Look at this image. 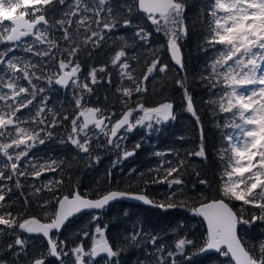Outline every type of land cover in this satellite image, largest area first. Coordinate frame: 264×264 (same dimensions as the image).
I'll return each mask as SVG.
<instances>
[{
    "label": "trees",
    "instance_id": "16d2710c",
    "mask_svg": "<svg viewBox=\"0 0 264 264\" xmlns=\"http://www.w3.org/2000/svg\"><path fill=\"white\" fill-rule=\"evenodd\" d=\"M83 2L93 7L92 0ZM211 3L212 0H184L183 18L187 35L177 41L183 68L172 63L167 48L168 37L163 31H157L156 26L141 13L134 11L129 16L125 5L132 4V0H109L105 9L111 7L113 15L117 16L121 23L111 31H104V39L99 47L94 48L91 45L82 47L75 58L80 64L79 82H87L92 91L89 93L72 85L71 82L68 87L62 88L54 82L48 84L46 79L33 78L37 88L42 87L45 91L38 92L33 104L22 109L17 115L21 120L29 121L22 124L23 127L37 131L45 128L44 132H40L45 142L36 143L35 147L29 150L28 156L19 161L18 171L25 172L26 175L12 174L11 162L0 154V171L4 172L5 176H12L11 179H0V190L5 195V200L0 202L5 205L4 208H0V214L11 212L18 223L33 216L48 222L56 209L57 199L77 191L88 198H97L109 191L141 193L154 204L185 205L162 209L116 201L99 212L79 214L59 233L52 234L58 245L61 241L64 242L61 247L63 251L69 253L67 256H61L63 264H74L71 249L76 246L83 244L85 250L90 249L92 239L97 235L95 232L97 226L104 230L113 249L121 250L119 256L113 258L114 261L118 260L119 264H158L160 255L164 256V264H171L173 258L168 257L167 252L176 251L175 243L180 238L192 240L194 243L185 247L183 255L175 256L176 264H229V261L219 253L199 252L207 233L203 221L191 210L201 203L221 198L219 188L227 179L223 173L226 169L230 170L227 157L221 160L218 155L221 148L227 147L224 134L230 129L224 125L229 114L219 113L218 105L208 103L210 99H216L215 94L219 89H211L209 81L202 79L210 75V64L218 54L216 49L221 47L217 45L216 49H213L208 47L205 41V38L211 35L209 31V25L212 23ZM84 14L92 16L91 12ZM60 15L61 12L56 10L50 12L46 18L54 16L55 19H59ZM107 15L106 10L101 13V17ZM125 18L131 19L129 26L123 25L122 20ZM92 26L96 27L95 24ZM140 28L149 34L144 40L135 34ZM70 31H74V28ZM48 32V38L55 39L60 45L59 48L51 49L48 56L34 54L49 51V47L47 43L35 42L32 36L23 37L18 42H0V52L11 48L12 51L3 57L5 61L13 59L21 67L23 63L30 62L36 66L29 69L31 72H35L37 76H51L58 72L59 60L67 58L64 49L69 45L62 39V32L58 30V26L56 29H48ZM83 35L86 33L81 29L80 38ZM26 47H32L33 52H26L24 50ZM121 50L125 51L126 56L114 66L112 59ZM154 60L159 61L157 69L148 74V79L142 85L147 91L134 92L130 100L124 97L122 89L134 88L135 85L126 75H122V71H130L139 82L147 74V68ZM125 61L130 65L128 70L119 67V63ZM161 65H167L165 72L158 70ZM101 67L105 70L97 71L98 82L92 84L89 73L93 68ZM11 75L6 63L0 64V76L7 78ZM178 80L185 82L192 97L196 116L187 111L184 89L176 83ZM19 84L29 86L23 79L19 80ZM80 96H83V106L99 108L103 116L111 117L110 120H105L109 126L105 129L108 133L110 125L121 118L128 108H135L137 104L152 108L161 103H171L175 119H169L160 125L153 121L152 128H148L146 122L143 126L137 125L131 131L124 132L119 137L120 140H114L112 144L108 143L109 135L106 136L100 129L91 127L88 129V135L91 137L89 152L85 153L69 140L71 120L79 111L75 106V99ZM40 107L45 108L41 117L45 124H32L31 119ZM53 113L58 114L56 116L58 123L55 127H48L53 119ZM141 114L143 115L140 111L134 112L131 120ZM64 116H68V119H62ZM201 129L206 160L189 155L199 150ZM48 132L51 133L50 137L47 135ZM0 142L8 140L0 137ZM125 152L134 154L124 158ZM181 160L184 161L183 167L167 179L179 178L183 183L169 187L165 180L166 170L177 166ZM52 161H56V164L51 165L54 171L41 170L40 176L32 175L34 171L40 170V165H50ZM5 164H8V167H5ZM201 179L207 180L208 184H200ZM58 181L61 183L57 184ZM48 188L53 190L49 191ZM170 196L171 200L168 199ZM46 201L47 205L41 207ZM226 202L238 215L241 214L242 202ZM244 208L243 215L246 219H250L254 211L259 214V210L251 206ZM0 229H4L0 232V261L4 264H28L41 255L45 258V264H61V260L48 254V246L43 238L27 236L18 228L6 229L0 225ZM136 232H139L140 236L136 242H132L130 237ZM84 233H88V236L86 237ZM239 234L244 238L246 247L251 249L255 245L258 249L259 243L264 240V223L257 221L250 227L241 225ZM17 235L26 242L23 251L19 246L14 250L7 248ZM152 236L158 237L155 245L150 242ZM160 245L165 246L162 254L157 252ZM92 264H106V260L102 257Z\"/></svg>",
    "mask_w": 264,
    "mask_h": 264
},
{
    "label": "snow or ice",
    "instance_id": "6c2138e0",
    "mask_svg": "<svg viewBox=\"0 0 264 264\" xmlns=\"http://www.w3.org/2000/svg\"><path fill=\"white\" fill-rule=\"evenodd\" d=\"M108 2L109 0H92L93 7H89L83 0H71V2L69 0H0V42H18L23 37L32 36L35 42L47 43L49 47V51L35 52L34 54L48 56L51 49L60 47L55 39L48 38V29H56L58 26V30L62 32V39L69 45L64 49L67 58L59 60L58 72L51 76H37L35 72L29 70L36 67L30 62H21L23 63V67H21L13 59L5 61L3 57L7 55V52L12 51L11 48L0 52V64L6 63L7 69L12 73L7 78L0 76V102H3L0 104V137L8 140V142H0V154L11 162L12 174L26 175L25 172L18 171L19 161L28 156L29 150L35 147L36 143L43 144L45 142V138L40 136V132H44L45 128H40L37 131L23 127L21 125L27 124L29 121L21 120L17 115L22 109L33 104L38 92L45 91L42 87L37 88L33 78L36 80L46 79L48 84L51 85L54 82L62 87H68L71 82L72 85L80 87L82 90L89 93L92 91L87 82H79L80 64L75 58L82 47L89 45L94 48L99 47L104 39V31H111L121 23V20L113 15L111 7L105 9ZM125 7H127L129 16L134 11L141 13L156 26L157 31L164 32L168 37L167 48L171 52L172 58L177 65L183 68L180 46L177 41L187 35L183 18L184 0H132V4L125 5ZM56 10L61 12L59 19H55L54 16L46 18L50 12ZM105 10L108 15L101 17V13ZM88 12L92 13L91 17L84 14ZM210 15L212 17V23L209 25L211 35L205 38L206 44L213 49H216L217 45L221 47L216 49L218 54L210 64V75L202 77V79L209 81L211 89H219L215 94L216 99H210L208 103L218 105L219 113L229 114L224 125L230 129L224 134L227 147L221 148L218 155L221 160L227 157L230 170L226 169L223 173L227 180H224L220 185L221 198L201 203L199 207L191 209L195 215L203 217L207 223V237L199 252L214 250L225 257L229 264H264V240L259 243L258 249L255 245L250 249L246 247L244 238L239 234L241 225L250 227L257 221L264 223V0H212ZM122 23L124 26H129L131 19L125 18ZM93 24L96 25L95 28H93ZM73 28L74 31H70ZM81 29L86 33L82 38H80ZM135 34L141 40L146 39L149 35L144 32L143 28H140ZM24 50L33 52L32 47H26ZM125 56V51H118L112 59V64L117 65ZM158 63V60H154L147 68V74L139 82L130 71H122V75H126L127 79L135 85L134 88H123V96L130 100L134 92L147 91L146 87L142 86L143 82L148 79V74L157 69ZM119 67L122 70L130 69V65L126 61L119 63ZM104 70L103 67L92 69L89 73L92 84L98 82L97 71L103 72ZM158 70L165 72L167 65H161ZM21 79L26 80L30 87L19 84ZM176 83L184 89L187 111L196 116L192 97L188 93L185 82L178 80ZM4 89L8 91L5 92ZM82 101L83 96L75 99V106L79 111L71 120L69 140L82 152L88 153L91 143V137L88 135L89 127L94 126L107 136L109 133L105 131L107 127L105 120H110L111 117L103 116L99 108L83 106ZM172 108L171 103H161L152 108L137 104L135 108H128L110 128L108 143L112 144V138L117 137L118 131L125 126H127V131H131L137 125L143 126L145 122H148V128H152L153 121L160 125L169 119H175ZM44 111V107L38 108L31 123L45 124V120L41 118ZM136 111L142 112L143 115L136 118L133 123L130 118ZM57 115V113H53V119L48 127L57 125ZM62 119L67 120L68 116H64ZM197 122H199L198 117ZM9 129H14V131ZM47 135L50 137L51 133L48 132ZM136 147L138 148L139 145ZM10 149L13 151L10 152ZM17 149L19 151H15ZM133 154V152H125L124 158ZM189 155L207 159L203 146L202 129L199 150L191 152ZM96 159L98 161L99 157ZM54 164L56 161H52L50 165H40V170L34 171L32 175L40 176L41 170L54 171L55 169L51 167ZM183 164L184 161L181 160L177 166L166 170L165 180L169 187L173 184L183 183L179 178L167 179L174 172H178ZM5 167H8V164H5ZM33 167L36 166L33 165ZM196 174L199 175V173ZM11 178V175L5 176L4 172L0 171V179ZM59 183L61 182L58 181L57 184ZM199 183L207 185L208 181L201 179ZM19 186V181H17V187ZM48 190L52 191L53 189L48 188ZM124 197H131L143 201L145 204H153V201L143 194L110 191L100 198L92 200L81 196L77 191L57 199V207L48 222H42L33 216L18 223L17 218L11 212H6L0 214V225L5 226L6 229L18 228L28 234L42 235L47 238L48 254L61 260V264H63L61 256H67L69 253L63 251L61 247L63 241L58 245L52 238L50 234L53 230L59 231L70 217L82 210L103 209L109 202ZM168 199L171 200L172 197L170 196ZM4 200L5 195L0 190V202ZM226 201L242 202L241 214L238 215ZM25 202L27 203V201ZM47 203L46 201L41 207H45ZM154 206L167 209L185 205L182 203L180 205L159 203ZM244 206L258 209L259 214L254 211L251 218L246 219L243 215ZM4 207L5 205L0 203V208ZM3 231L4 229H0V232ZM95 232L97 235L93 237L90 249L85 250L83 244L71 249L74 264H92L102 254H104L106 264H119L118 260L114 261L113 258H117L121 250L113 249L104 230L99 226L96 227ZM84 235L87 237L88 233H84ZM139 236L140 233L136 232L130 239L132 242H136ZM157 239L158 237L152 236L150 242L155 245ZM193 243L192 240L180 238L175 243L176 251L167 252V256L173 258L171 264H176L175 256L183 255L185 247ZM25 244V240L17 235L14 242L8 244L7 248L14 250L16 246H19L23 251ZM164 251V245L157 248L158 253L162 254ZM0 264H4V262L0 261ZM30 264H45V258L41 255L39 258L32 259ZM158 264H164L163 255L159 256Z\"/></svg>",
    "mask_w": 264,
    "mask_h": 264
},
{
    "label": "water",
    "instance_id": "95a60500",
    "mask_svg": "<svg viewBox=\"0 0 264 264\" xmlns=\"http://www.w3.org/2000/svg\"><path fill=\"white\" fill-rule=\"evenodd\" d=\"M168 52H169V56H170V59H171V61H172V63L175 65V66H179V65H177L176 63H175V60L172 58V55H171V52L168 50ZM180 55H181V52H180ZM115 124V123H114ZM122 129V128H121ZM113 139V138H112ZM110 192V191H109ZM108 193V192H107ZM106 194V193H105ZM133 194H141V193H133ZM104 195V194H103ZM144 195V194H143ZM82 196V195H81ZM102 196V195H101ZM101 196H99V197H97V198H88V197H85V196H83V197H85V198H87V199H92V200H95V199H98V198H100ZM63 197V196H62ZM61 197V198H62ZM149 199V198H148ZM116 200H122V201H125V202H130V203H137V204H141V205H148V206H150V207H155L154 206V203L153 204H145L143 201H140V200H137V199H134V198H131V197H124V198H118V199H116ZM116 200H113V201H111V202H109V204H111V203H113L114 201H116ZM206 203V202H205ZM109 204H107L106 206H108ZM105 206V207H106ZM200 205H198L197 207H199ZM56 207H57V205H56ZM104 207V208H105ZM103 208V209H104ZM102 209H99V210H97V209H87V210H82L81 212H79V213H77V214H80V213H87V212H92V211H101ZM77 214H75V215H77ZM74 215V216H75ZM74 216H72V217H70L66 222H65V224L64 225H62V227H61V229L66 225V223L71 219V218H73ZM200 218H201V220L203 221V223H204V225H205V228H206V232H207V223H206V221H204L203 220V217H201V216H199ZM60 229V230H61ZM20 230V229H19ZM60 230L59 231H56V230H53V232H55V233H58V232H60ZM20 231H22V230H20ZM23 232V231H22ZM24 233H26V232H24ZM27 235H30V236H40V237H42V235H36V234H28V233H26ZM51 235V234H50ZM45 241H46V243H47V238H44V237H42ZM206 253H217V252H215L214 250H209V251H206V252H203V253H201V254H206ZM102 256H104V254H102ZM101 257V256H100ZM97 258H99V257H97ZM96 258V259H97ZM28 264H30V263H28Z\"/></svg>",
    "mask_w": 264,
    "mask_h": 264
},
{
    "label": "rangeland",
    "instance_id": "374dc122",
    "mask_svg": "<svg viewBox=\"0 0 264 264\" xmlns=\"http://www.w3.org/2000/svg\"><path fill=\"white\" fill-rule=\"evenodd\" d=\"M68 70H69V69H68ZM141 115H142V114H141ZM141 115H140V116H141ZM134 121H135V117L133 118L132 122L134 123ZM146 123H148V122H146ZM91 127H94V126H90L89 129H90ZM126 131H127V130H123L122 132H120V133L117 135V137H115L114 140L119 141V140H120L119 137H121V136L123 135V133L126 132ZM226 180H227V179H226Z\"/></svg>",
    "mask_w": 264,
    "mask_h": 264
}]
</instances>
